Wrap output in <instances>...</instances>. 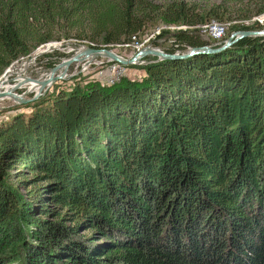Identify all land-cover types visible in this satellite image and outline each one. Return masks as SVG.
I'll return each mask as SVG.
<instances>
[{
	"label": "trees",
	"instance_id": "trees-1",
	"mask_svg": "<svg viewBox=\"0 0 264 264\" xmlns=\"http://www.w3.org/2000/svg\"><path fill=\"white\" fill-rule=\"evenodd\" d=\"M231 14L224 0H0V75L59 33L120 44L154 19ZM168 40L169 53L207 44L196 30ZM142 61L0 121V264H264V36ZM17 165L35 173L25 195Z\"/></svg>",
	"mask_w": 264,
	"mask_h": 264
},
{
	"label": "rangeland",
	"instance_id": "rangeland-1",
	"mask_svg": "<svg viewBox=\"0 0 264 264\" xmlns=\"http://www.w3.org/2000/svg\"><path fill=\"white\" fill-rule=\"evenodd\" d=\"M200 4V7L203 9H208L209 7L218 4L222 0H195ZM228 3V9L232 13L231 19H223V20H217L215 18L209 19L205 21L204 23L200 24H206L212 20H216L219 22H222L226 24V35L225 39L228 38V36L235 30V27L241 26V25H248L252 24L253 22L259 23L262 27H264V22H259L256 18L263 16L264 12L258 15H251L246 16L243 12V5L246 4L247 6L250 3V0H242L241 3H235L239 0H224ZM262 6H264V2L258 3ZM245 5V6H246ZM262 17V18H263ZM162 22L158 19H154L151 22H149L146 27L143 29V31L140 33V37L142 38L144 35H149L152 32H154ZM198 33V32H197ZM201 39L204 41H207L206 45H209L213 43L212 40H210L205 35H200ZM224 39V40H225ZM84 42H93L88 37H78L74 35L73 32L66 33H59L55 35L54 38L47 41L49 43V46L51 49H47V45H37L32 51L25 56L19 57L17 60H15L10 66V69H5L4 72L0 75V80H3L5 76L11 71H15L16 73H13L10 75L9 78L16 77L17 79L15 82L21 80L23 77H31V78H37L42 79L46 78L49 75V69L55 66L56 64L60 63L62 60H65L66 58L70 57L72 54H75L78 52L79 44ZM99 45L104 46V44ZM95 44V43H94ZM117 43H111L110 45H107L105 47L106 49L113 50L115 53L125 57L129 58L131 57L136 50L132 47H121L116 45ZM170 42L167 40V37L160 38L159 42H154L153 46L160 47L161 49H166V47H169ZM145 46H147L145 44ZM27 61L29 62V65L25 68ZM50 62H52L54 65L50 66ZM21 70H23L22 73ZM61 70H58L55 74H59ZM142 71H140L137 68H130V67H124L121 64L110 61L107 58H104L102 56L97 57H89L83 61L80 62H74L70 64V66L67 68L66 77L63 79H59L55 82H53L51 85H49L45 92H41V94L38 96H43L46 93H50L56 89L59 88H68L72 85L73 81L78 78L82 79H98L104 83L113 81L117 78H119L121 75H126L129 77H135L137 75H140ZM21 74V75H19ZM80 75V77H78ZM21 76L22 78L18 79V77ZM77 77V78H74ZM14 82L12 83H5L0 88L1 90L7 89L6 86H12ZM32 85H29V83L24 84L23 87L17 89L18 93L25 92L28 88H30ZM37 86V85H36ZM36 93V90L31 91L30 93H27L25 98H31ZM37 97V98H38ZM24 103H17L11 98L4 97L0 99V121L5 119V117L17 113V112H28L29 108H22L21 105ZM17 106H20L18 108H15ZM12 178L15 182H18L21 179H28L27 181L20 182L19 183V191L22 194H27L26 187L30 188V183L34 179H30L33 176H35L34 172H30L28 169L23 168L21 165H17L16 167L11 169ZM43 181H39L37 184H42ZM33 187V186H32Z\"/></svg>",
	"mask_w": 264,
	"mask_h": 264
},
{
	"label": "water",
	"instance_id": "water-1",
	"mask_svg": "<svg viewBox=\"0 0 264 264\" xmlns=\"http://www.w3.org/2000/svg\"><path fill=\"white\" fill-rule=\"evenodd\" d=\"M246 36H264V27H261L260 29H254V30H238L233 31L228 38H226L223 41L219 42H213L209 45H203L199 47H192L189 48L187 51L182 53H169L165 50L161 49L160 47H154V46H144L137 50L131 57L125 58L117 53H115L113 50L110 49H99V48H85L75 54H72L70 57L66 58L65 60H62L60 63L56 64L52 68L49 69V75L46 78L37 79V78H31V77H23L21 80L15 82L17 79L16 77L8 78L3 80L0 83V88L5 83H12V86L10 88H7L5 90L0 91V99L4 97H8L16 101L17 103H27L28 101L36 99L41 92H45L47 87L51 85L53 82L63 79L66 77L67 68L70 66V64L74 62H80L87 58H93L97 56H102L104 58L109 59L110 61L117 62L123 66H128L131 64H136L139 62H143L142 59L147 56H154L158 59H179V58H185L197 53H210V52H216L223 49L228 48L231 46L234 42H236L238 39ZM58 70H61V72L58 74H55ZM32 83L37 85L36 89H32L31 87L28 88L23 93H18L17 89L23 87L24 84ZM36 90V93L31 98H25L27 93H30L31 91Z\"/></svg>",
	"mask_w": 264,
	"mask_h": 264
},
{
	"label": "built area",
	"instance_id": "built-area-1",
	"mask_svg": "<svg viewBox=\"0 0 264 264\" xmlns=\"http://www.w3.org/2000/svg\"><path fill=\"white\" fill-rule=\"evenodd\" d=\"M262 17L263 16H260V17H257L256 19L259 22H264ZM226 29H227L226 24L216 21V20H212L206 24H196V25L162 23L154 32H152L148 36L144 35L141 38V37H137L136 35H133L131 36L130 40L126 42H122L120 44H116V45L121 46V47H132L133 49L137 51L140 48L144 47L145 44L153 46V43L159 42L160 38L164 39L165 37H167V40H168V37L172 33L180 31V30H183V31L196 30L200 35H205L213 42H219L225 39ZM168 41L170 42V40ZM41 45H47V49H51L50 47H48L49 43L47 42ZM79 45L80 46L78 47V52L88 47L103 49L107 47V45H110V44H106L104 46L102 45L96 46V44H94L93 42H84Z\"/></svg>",
	"mask_w": 264,
	"mask_h": 264
},
{
	"label": "bare ground",
	"instance_id": "bare-ground-1",
	"mask_svg": "<svg viewBox=\"0 0 264 264\" xmlns=\"http://www.w3.org/2000/svg\"><path fill=\"white\" fill-rule=\"evenodd\" d=\"M263 20H264V17H263ZM28 65H29V62L27 61L25 68H26ZM22 72H23V70H21L20 73H22ZM13 73H16V72H15V71H11V72H9V73L7 74V76H5V78H4L3 80L8 79V78L10 77V75L13 74ZM19 75H21V74H19ZM20 78H22V77L19 76L18 79H20ZM3 80H0V83H1ZM29 85H32V86H31L32 89H36V87H37L35 84H32V83H29ZM6 87H7V88H10L11 86L9 85V86H6Z\"/></svg>",
	"mask_w": 264,
	"mask_h": 264
}]
</instances>
